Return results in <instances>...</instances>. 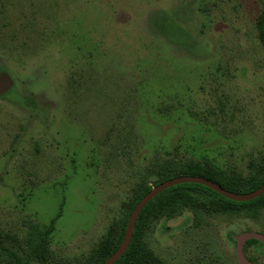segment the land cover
Here are the masks:
<instances>
[{
	"label": "rangeland",
	"instance_id": "1",
	"mask_svg": "<svg viewBox=\"0 0 264 264\" xmlns=\"http://www.w3.org/2000/svg\"><path fill=\"white\" fill-rule=\"evenodd\" d=\"M263 28L264 0H0V247L28 260L61 212L30 263L94 264L168 161L264 177ZM245 233L264 209L184 208L144 239L165 264H240Z\"/></svg>",
	"mask_w": 264,
	"mask_h": 264
},
{
	"label": "trees",
	"instance_id": "2",
	"mask_svg": "<svg viewBox=\"0 0 264 264\" xmlns=\"http://www.w3.org/2000/svg\"><path fill=\"white\" fill-rule=\"evenodd\" d=\"M262 36L264 39V28L262 29ZM12 92L13 89L4 96L0 97H7L9 93L11 94ZM255 166H257L256 163ZM260 167L261 169L259 171H263L264 159L260 164ZM188 175L206 178L211 182L219 184L224 189L235 193H250L264 184V177H262L257 182L243 187L239 178L235 176L229 177L224 172L220 171L218 167L211 163L207 158H203L200 161L184 159H180L178 161L176 159L173 162L168 161L162 168L160 179L156 184L158 185L168 179ZM150 190L151 189L149 188L143 191L140 197L130 205L119 228L120 230L117 239H115L111 244L102 245V253L100 252L101 250L98 251L99 255L94 264L103 263L118 249L124 238L126 225L131 212L140 199ZM208 197H214L215 199L208 200ZM198 207H201V209L205 211L212 208H218L225 211H236L249 208L251 210L258 211L260 209H264V195L252 201L236 202L221 196L219 193L204 185L189 183L173 186L156 196L142 210L137 220L130 246L126 253L115 264H165L154 254L152 249L146 243L144 239V230L146 229V226L152 219H156L158 216L164 214L172 216L173 214L182 211L184 208H190L191 210L197 212ZM60 216L61 212L52 220L51 225L46 231L41 232L38 236L33 238L29 248L30 254L28 260L22 261L14 251L3 246L0 247V257L8 258L12 264H31V259L43 258L49 249L48 237L53 231L55 221ZM253 242L259 241L255 239L248 240L245 246Z\"/></svg>",
	"mask_w": 264,
	"mask_h": 264
},
{
	"label": "water",
	"instance_id": "3",
	"mask_svg": "<svg viewBox=\"0 0 264 264\" xmlns=\"http://www.w3.org/2000/svg\"><path fill=\"white\" fill-rule=\"evenodd\" d=\"M13 86H14V82L11 76L9 75V73L0 72V96H4L8 92H10L13 89ZM189 183L204 185L212 189L213 191L219 193L221 196L236 202H248L264 195V184L255 191H252L250 193H235L224 189L217 183L211 182L208 179L199 176L188 175V176H179L176 178L168 179L156 185L154 188H152L136 204L128 219L124 238L120 246L110 257H108L101 264H115L126 253L132 241L137 220L142 210L146 207L148 203H150L160 193L173 186L181 185V184H189ZM251 239H255L264 243V235L260 233H245L237 237V255L240 264H254L251 261H249V259L246 258L243 249L245 242Z\"/></svg>",
	"mask_w": 264,
	"mask_h": 264
}]
</instances>
